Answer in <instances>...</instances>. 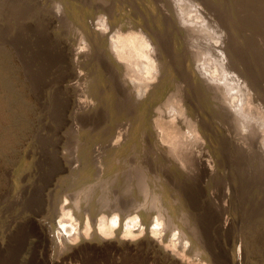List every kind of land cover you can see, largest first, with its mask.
Segmentation results:
<instances>
[{
  "label": "bare ground",
  "instance_id": "1",
  "mask_svg": "<svg viewBox=\"0 0 264 264\" xmlns=\"http://www.w3.org/2000/svg\"><path fill=\"white\" fill-rule=\"evenodd\" d=\"M203 1V6L218 15L223 28V35L214 42L212 36L202 34L206 17L195 4L54 0L52 10L46 11L43 0H0V154L30 126L36 130L40 147L54 144L60 109L67 106L72 118L61 138L73 144L75 154L72 159L63 157L64 167L72 175L90 177L103 172L105 165L112 177L104 185H69L64 193L70 201L61 207L63 218L68 220L57 224L60 193L50 191L52 197L46 193L31 200L32 210L16 226L29 232L35 263L91 264L93 255L104 253L111 258L122 254L141 257L143 264H185L167 250L168 246L178 248L193 264L204 257L207 261L196 225V203L182 186L196 184L200 175L201 185H220L229 176L228 169L233 175H242L241 179L251 168L252 185L264 182V115L256 119L260 125H253L255 118L245 108L250 102L264 105V79L244 67L250 74L244 75L245 92L232 96L235 84L230 85L226 75V69L241 62L234 57L243 49L252 63L264 67V0ZM34 5L43 10L37 23L31 18ZM96 8L101 9L104 23L89 24L86 11ZM247 11H252L251 20L256 23L251 32H244ZM205 38L212 43L202 50L199 41ZM76 39L85 47L76 49ZM38 44L46 55L48 50L51 53L47 65H40L38 56L31 55V47ZM194 48H200L201 54ZM209 53L216 57L213 72L207 63L198 64ZM225 59L230 68L220 67ZM143 65L149 80L139 77ZM104 94L112 99H104ZM31 113L32 121L28 117ZM103 115L104 123L94 126ZM100 144L102 148H96ZM130 158L143 163L132 178L124 174ZM148 168L164 175L154 177ZM127 182L135 197L134 210L140 213L123 218L128 211L122 213L113 190ZM234 184L220 190L226 201L236 196ZM206 199L213 201L208 194ZM249 209L245 244L233 256V264L244 258L254 264L263 255L264 203ZM226 225L216 228L226 234L234 232L233 223ZM175 227L181 232L176 233ZM85 229L91 231L85 234ZM3 248L4 242L0 244L1 251Z\"/></svg>",
  "mask_w": 264,
  "mask_h": 264
},
{
  "label": "rangeland",
  "instance_id": "2",
  "mask_svg": "<svg viewBox=\"0 0 264 264\" xmlns=\"http://www.w3.org/2000/svg\"><path fill=\"white\" fill-rule=\"evenodd\" d=\"M43 1H44L43 6L45 7L46 11L52 10V3L54 0H43ZM132 1H136V0H132ZM160 1H162L163 4L165 3V4L173 5L177 3L176 5L178 6L181 5L182 7L189 6L188 4L190 5L195 4V6L199 7L198 10L200 9L201 11L200 10L199 11L203 13V15L205 14L204 16L206 17L204 24H203L204 32L202 34L212 36L211 40H213V42H214V39L217 40L219 37L223 35V34L221 35V33L223 32V28H221L222 26L220 25V22L218 20V15L216 16L214 12L212 13L211 10L203 6V3H204L203 0H202L203 3L202 1H199V0H190V1L189 0H160ZM178 2H180L181 4ZM41 5L40 6L34 5L35 8L32 7L31 9L32 11L31 18L34 17V19L36 20V23L42 18L41 14L43 13V10L41 8L42 7ZM39 7L41 9H39ZM86 12H87V16H86L87 22L89 24L91 23L97 24L100 22L104 23V15L101 14V9L99 8L90 9V10H87ZM245 15L246 17H244L245 18L244 21L246 25H244V32L245 31L251 32L253 31L252 28L255 27L254 25L256 24L255 22L251 20L252 11L245 12ZM261 20L264 21V11H262ZM32 26L33 25L30 26V29H34ZM262 27H263L262 30H263V39H264V22H263ZM50 28H51L50 29L51 32H53L54 29L52 28V26ZM67 29L68 31H71V28H67ZM212 33L213 35H211ZM211 40H207L205 38L202 41H199L200 48L202 49V48L208 47L212 43ZM80 43L81 42H79V40L76 39V45H75L76 49L82 46L80 45ZM199 45L197 44V47H199ZM82 47H85V46L83 45ZM263 47H264V44H263ZM43 48H44L43 46L38 44L36 46H32L31 51H30L32 56L33 54H36L38 56V59L40 60H37V62L40 65L41 63L45 64V61L49 62L52 58L50 51L48 50L47 51L48 55H46V51H43ZM200 48L199 49L194 48L193 50H195L196 52L198 50V52H200L199 54H201L203 49L201 50ZM261 48L262 46L260 47V51H261ZM246 51L247 49H243V51L241 52L242 54H239L240 56H243V57H240V56H238L240 58H238L237 56L234 57L236 58L235 60L241 61L239 62L238 66L236 67L234 66V68H232L229 71L226 69L227 71L226 75H227L228 82L230 81L229 83L232 86L235 84L234 85L235 91H233L232 96H236V95L241 96L244 94L243 93L245 92L243 88L244 85L242 83L246 82L245 76L248 74L246 69L249 72L251 71L250 72L251 74H260L262 79H264V67L262 65H259V63H256V61L252 63L251 60L249 59L250 56L246 54L247 53ZM28 52H29V48H28ZM212 54L213 53H209L207 54L208 56L204 55L205 57L204 56L203 58L201 57L202 62L198 64L199 65L202 64L201 66H203V65H206L205 63H207L208 66L206 65V67L208 68L209 67L211 68L212 66L214 67L215 65L214 63H216L215 62L216 57H215V54H213L214 56ZM262 54L264 56V48H263ZM226 62L228 63L229 61L228 60L226 61L225 59V64L222 61L221 63H223L224 65L220 64L221 66L220 65L219 66L221 68H226L225 66L229 67V65H227ZM143 66H141L142 71L140 72L141 74H139V77H141V80H145V79L149 80L150 79L148 76L149 74L147 73L145 69V65ZM242 69H244L245 71L244 70L242 71ZM210 72H213V68L210 69ZM240 72L241 73L243 72V74H241ZM208 75L210 74L208 73ZM210 76H212V74ZM211 82L212 84H214L216 81L211 80L210 83ZM214 85H221V84L220 82L217 81V84L215 83ZM109 95H107L108 96L107 97L106 94H104V99L106 100L110 99L111 97ZM242 97L246 98L247 96H242ZM251 97L252 96H250V98L247 97L246 99L250 100ZM250 103H247L249 105H246L245 108L248 110L249 114H251V116L255 118V123L254 121H251L252 122L251 125L253 123H254L253 125H255L256 122H258V120L261 119V117L263 118V115H264L263 106L264 105L262 106L260 101L253 102L254 104L252 103V105ZM69 110L70 109L68 108V111H67V106L65 109L64 108L60 109V112L58 115V123L59 121L60 123H59V126H57V128L55 129L57 130L56 134H57L58 139L54 141V144H50L48 142L47 144L44 145L43 148L40 147L41 141L38 139L37 136H35L36 130L35 128L31 130V128L33 127L30 126L28 129H26V131L18 135L17 141L13 142V146L11 148L7 149L5 153L0 154V244L3 242L5 243V248H3L2 251L0 249V264H38V263H35L36 261L34 260V252L31 251L32 249L30 250V246L28 244L29 232L24 231L23 229H20L18 226H16V224L18 225L19 220L22 217H24V214H27L28 211L32 210L31 200L34 197H37V196L41 197L42 194L46 195V193L47 195L51 197L53 196L52 195L53 193L58 194L59 196V193H60L61 202L59 204V212H58L60 215L55 220L57 224L59 220L65 219L62 216L61 207L67 204L66 202L70 201L68 200V197H66L64 193V191L67 189L69 185H104V184H107V182H109L112 178L111 176L107 174L108 169H107V166L105 165L102 166L103 172H94L90 177H85L84 174H79L77 176L72 175L67 170V167L66 166L64 167L65 164L62 162H64L66 158L72 159L74 157L73 155L75 154L74 152L75 148L73 144H71L68 140L67 141L62 140L63 138H61V135L63 134L62 132L65 133L69 129L68 123H70V120L72 118L71 114L69 113L70 112ZM166 115H169V112H167ZM28 117L32 121L33 113L29 114ZM61 121L63 122V124L61 123ZM175 122L177 121L175 120ZM103 123H104V115L99 120H96L93 122L94 126L96 127L102 125ZM257 124L260 125L259 122ZM66 125H67V128H66ZM262 136L264 138V132L261 133V137ZM261 137L260 139H263ZM62 141L64 142V144L62 143ZM261 141L263 142L264 139ZM101 145L103 144H100L99 146L97 145L96 148H102ZM63 157H65V159ZM127 162L130 166L125 167L124 174L127 173L130 176V178H132L134 174L139 173L140 166H142L143 163L136 160L135 158H130ZM145 162H147L146 159H145ZM231 162H232L231 164L235 163L233 161ZM144 165L146 164L144 163ZM229 171L231 172V170L228 169V175L230 176L231 179L228 176L227 177L228 179L226 178L225 181L222 180L220 185H201L203 181L202 179L203 175H200L201 180L199 176L197 180H200V181H197L196 184L192 186L191 185L182 186L183 189L189 190V193L192 195L193 199L195 200L196 204H194L195 205L194 212L196 214L195 217L198 218L196 225H198V228H199V231L202 237V242L207 251L206 252L207 261H205V257H204V259H202L200 262L198 261V264H233L232 262L233 256L235 255V253L237 254V252H239V249L242 250L243 245L245 244L244 234L247 228V224H248L247 222L249 220L248 213L251 211V209L249 208L250 207L253 208L255 206L259 207L260 205L264 203V191H263L264 182L261 185H252L253 181L250 177L252 174L251 168L249 171L250 173L249 172L246 173L247 175L244 174L243 176L245 175L246 176L243 178L241 177V179L239 178L242 175L240 176H238L237 174L233 175ZM148 172L150 175L154 177L160 174H163V172L155 170L154 168L152 169L148 168ZM232 180L235 182V184ZM248 180H251V181L247 183L246 181ZM243 182H245L244 183L245 185H242ZM227 183H231L229 184L230 187L232 186V184H234L236 185V188H237V191L235 192L236 196H234V199L232 200L227 199L228 201L225 200L226 198H223L220 196L221 189L223 190H226V188L228 189L229 185ZM108 185H111V184H108ZM122 185L123 187L121 186V189L118 188L120 191L118 189H114L113 191H114V196H115L114 199H117L118 203L120 202L119 205L123 207V209L120 207L122 210V213H124V211L125 212L128 211L127 214L124 213L123 218H126V217L129 218V217H132L133 215L134 216L139 215L140 211L138 209L134 210L136 209L135 207L136 202L134 201L135 197L131 196L130 194L131 187L128 186L131 184L127 182L126 184L123 183ZM56 190H58L59 192H57ZM49 192L52 194H50ZM207 194L208 196L210 195V197L213 198L212 199L213 201L212 202L210 201V203H208L209 200L207 201L206 199ZM111 199H109L108 201H111ZM229 201H231V204ZM131 203H133V206ZM224 207L226 208L228 207V208L226 209ZM223 208L226 209L225 212ZM70 211H71L70 215L73 216V219L74 217L76 219V216H74L75 211L72 209ZM129 211L131 212L133 211V212L129 213ZM130 214L131 216H128ZM120 215H121V212H120ZM156 216L157 214L155 213L151 215V217H154V218ZM120 218L122 219L121 216ZM65 220H68V218ZM126 220L128 221V219H125V222ZM232 223L234 225V232L232 233H227V234L222 233L216 228V225H219V224L225 226L226 224L230 225ZM58 227L60 226L58 225ZM89 231L91 230L88 229L84 231V233L87 234L89 233ZM175 231L176 233L181 232L180 228H176V227H175ZM104 236L106 237L108 235H104ZM28 246H29V249H28ZM167 250L170 253L172 252V254L177 256V259L180 263L184 262L185 264H193L192 259L189 258L188 256L186 257V255L184 253H181L178 248L168 246ZM262 253H263L262 258L260 260L255 261L254 264H264V245H263ZM116 258L118 259V261L116 260ZM91 260H92L91 264H111L112 261L110 260H113L114 262L115 261L118 262L117 264H123V263L124 264H128V263L129 264H143L144 263L143 258L131 257L127 254H122L116 257L113 256V258H111L110 256L104 255L103 253L97 256L93 255V258H91ZM79 262L68 261V262H65L64 264H82L81 262L80 263ZM234 264H250V263L247 259L244 258L243 262L234 261Z\"/></svg>",
  "mask_w": 264,
  "mask_h": 264
},
{
  "label": "clouds",
  "instance_id": "3",
  "mask_svg": "<svg viewBox=\"0 0 264 264\" xmlns=\"http://www.w3.org/2000/svg\"><path fill=\"white\" fill-rule=\"evenodd\" d=\"M59 11V9H57ZM145 47H147V45H145Z\"/></svg>",
  "mask_w": 264,
  "mask_h": 264
},
{
  "label": "snow or ice",
  "instance_id": "4",
  "mask_svg": "<svg viewBox=\"0 0 264 264\" xmlns=\"http://www.w3.org/2000/svg\"><path fill=\"white\" fill-rule=\"evenodd\" d=\"M113 224L115 225V221H113Z\"/></svg>",
  "mask_w": 264,
  "mask_h": 264
}]
</instances>
